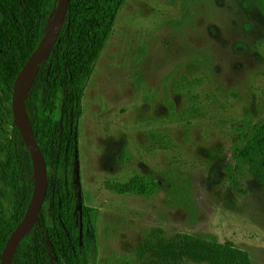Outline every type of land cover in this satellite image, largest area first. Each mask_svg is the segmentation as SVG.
<instances>
[{
    "label": "rangeland",
    "instance_id": "374dc122",
    "mask_svg": "<svg viewBox=\"0 0 264 264\" xmlns=\"http://www.w3.org/2000/svg\"><path fill=\"white\" fill-rule=\"evenodd\" d=\"M5 1L23 3L29 15L39 2ZM9 15L0 0V163L11 167L16 78L10 75L19 70L7 46L17 29ZM27 28L32 37L33 26ZM27 43L31 55L36 48ZM61 79L54 70L34 103L45 113L49 187L42 213L50 223L58 215L59 175L49 160L58 147L53 133L68 124L61 122L64 103L74 100L76 176L89 208L77 233L84 230L97 250L88 264H148L138 252L142 243L184 234L231 244L247 251L252 264H264V184L225 172L244 136L264 124V0H124L91 67L67 88ZM26 114L30 120L27 105ZM138 174L154 176L160 190L147 198L106 186ZM9 216L18 219L0 173V223ZM61 264L76 263L66 254Z\"/></svg>",
    "mask_w": 264,
    "mask_h": 264
},
{
    "label": "trees",
    "instance_id": "16d2710c",
    "mask_svg": "<svg viewBox=\"0 0 264 264\" xmlns=\"http://www.w3.org/2000/svg\"><path fill=\"white\" fill-rule=\"evenodd\" d=\"M2 1L7 8L10 7V19L16 21L13 23L17 27L16 34L9 36L7 46L12 59L16 60L15 68L20 72L30 56L27 42L33 49L37 48L53 21L57 0H39L37 8L31 9V15L28 13V6L25 7L23 3L19 7L18 2H14L12 6L19 8L14 10L5 0ZM123 1L71 0L59 39L49 58L37 68L26 98L28 111L31 112L30 122L43 153L46 150L40 120L45 113L34 108L40 91L50 81L54 70L62 75V86L67 88L91 67L112 30ZM28 23L33 26L32 37L24 34L25 31L28 34ZM13 74L14 72L10 77L16 78L17 75ZM8 84L12 87V83ZM73 103L74 100L64 103L61 122L68 124L64 130L53 133L58 147L49 160L51 167H56L59 175L55 197L58 201V215L50 223L41 211L38 222L16 247L11 264H61L62 257L66 254L76 264H88L89 258L94 259L97 254L96 248L87 241L85 231L77 233V220L84 223L89 217V208L85 205L83 189L76 176L79 162L78 118H69V107ZM244 140L236 146L225 172L232 175L247 173L264 184V124L245 135ZM11 155L12 166L0 163V173L11 190V201L18 219L12 220L9 216L5 224L0 223V264L7 240L34 201L37 184L35 161L16 125L13 128ZM63 159L66 160V166L55 165V161L59 163ZM70 167L72 171L69 176L67 172ZM106 186L120 195L134 194L147 198L154 196L161 187L154 176L140 174L131 177L127 182L109 181ZM67 207L72 208L69 214H66ZM138 252L148 256V264H179L182 259L209 264H252L247 251L200 235L184 234L170 241L164 238L147 239Z\"/></svg>",
    "mask_w": 264,
    "mask_h": 264
},
{
    "label": "water",
    "instance_id": "95a60500",
    "mask_svg": "<svg viewBox=\"0 0 264 264\" xmlns=\"http://www.w3.org/2000/svg\"><path fill=\"white\" fill-rule=\"evenodd\" d=\"M70 2L71 0H58L51 26L42 37L35 51L24 63L14 82L12 102L13 115L16 126L19 128L21 135L28 149L32 153L33 159L35 161L37 169V184L34 201L31 207L27 210V212L7 240V243L2 252L1 264H11L12 256L16 247L18 246L22 238L38 222L48 192L49 174L47 163L43 151L35 137L32 124L26 114L24 84L31 73L35 72L36 74V70L41 62L49 58L65 25Z\"/></svg>",
    "mask_w": 264,
    "mask_h": 264
},
{
    "label": "bare ground",
    "instance_id": "6f19581e",
    "mask_svg": "<svg viewBox=\"0 0 264 264\" xmlns=\"http://www.w3.org/2000/svg\"><path fill=\"white\" fill-rule=\"evenodd\" d=\"M33 74H34V73H31V74L28 76L27 80L25 81V84H24V95L27 93L28 88H29V86H30V84H31V82H32V80H33V77H34Z\"/></svg>",
    "mask_w": 264,
    "mask_h": 264
}]
</instances>
